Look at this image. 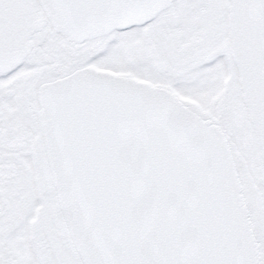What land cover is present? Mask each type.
I'll return each mask as SVG.
<instances>
[{
  "label": "snow or ice",
  "instance_id": "snow-or-ice-1",
  "mask_svg": "<svg viewBox=\"0 0 264 264\" xmlns=\"http://www.w3.org/2000/svg\"><path fill=\"white\" fill-rule=\"evenodd\" d=\"M0 264H264V0H0Z\"/></svg>",
  "mask_w": 264,
  "mask_h": 264
}]
</instances>
